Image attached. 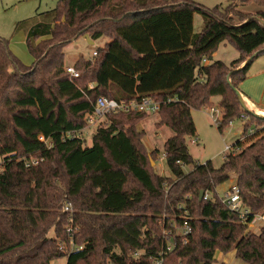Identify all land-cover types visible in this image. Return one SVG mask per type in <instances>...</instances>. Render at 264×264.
<instances>
[{"label": "trees", "instance_id": "trees-1", "mask_svg": "<svg viewBox=\"0 0 264 264\" xmlns=\"http://www.w3.org/2000/svg\"><path fill=\"white\" fill-rule=\"evenodd\" d=\"M228 1L209 8L196 0H58L57 8L18 25L34 58L30 66L0 36V264L63 257L67 264H154L163 223L182 216L192 231L165 264H214L218 251L232 250L246 264H264V226L249 228L264 215V118L236 93L264 53V0ZM238 4L259 8L232 12ZM196 13L205 22L200 33ZM85 34L109 41L94 58L74 62L80 77L71 80L65 48ZM224 41L240 53L229 64L213 60ZM101 96L161 103L155 127L173 132L162 152L170 175L152 165L159 151L148 149L139 128L145 112L108 114L87 144L83 131ZM216 98L221 130L237 119L244 135L256 129L220 167L199 163L188 146L197 134L193 110ZM32 160L38 163L28 175L43 179L44 226L20 166ZM232 180L250 211L244 218L218 200V188ZM202 191L211 198H201ZM68 204L72 211H65Z\"/></svg>", "mask_w": 264, "mask_h": 264}, {"label": "rangeland", "instance_id": "rangeland-1", "mask_svg": "<svg viewBox=\"0 0 264 264\" xmlns=\"http://www.w3.org/2000/svg\"><path fill=\"white\" fill-rule=\"evenodd\" d=\"M203 6L214 8L217 5L226 7L230 2L228 0H196ZM58 0H0V36L9 40L10 48L12 52L22 61L23 64L30 66L34 58L29 51L25 30H20L18 25L23 21H34L37 20V15L39 13H44L46 11L53 10L57 8ZM236 13L237 10L242 12L254 13L258 10V6L253 4H238L233 7ZM235 19L237 16L234 14ZM205 26V22L202 16L198 13L195 14L194 19V30L196 33H200ZM108 38L102 37L94 41V44H90L84 36L79 37L73 43L65 48L66 54V64L67 66L73 65L80 57L85 59L94 58V52L96 50L105 47ZM227 49L225 50V48ZM221 45L218 56L220 59L226 60L231 57V53H236V49L228 43V45ZM230 52V54L228 53ZM223 57V58H222ZM70 64V65H69ZM264 70V53L259 55L252 63L249 68L248 73H257L256 71ZM264 78L262 83H260L263 92L261 96L260 104L264 106ZM260 91V90H259ZM219 98L214 100L213 106H218ZM209 108V107H208ZM208 108L194 109L193 119L197 128L196 136L188 141V146L190 148L191 154L199 163H206L211 161L215 167H220L224 162V156L226 154L225 148L227 145L232 146L242 140L246 141L247 135H244V124L240 119L233 120L232 123L227 124L223 127V130L214 122V119L209 114ZM264 109V108H263ZM159 120V113L148 115L140 124L139 128L145 131L144 141L150 151H159L157 164L155 165L152 160V165L156 166V171L160 175L168 176L170 175L169 169L164 163V157L162 155L164 143L168 140L173 132L168 127L157 128L155 127L156 122ZM107 123V117L101 118L98 122H94L91 127H87L83 131L84 137L87 139L89 144L92 140L93 133L97 129L98 125H105ZM245 136V137H244ZM194 140L196 142H194ZM233 151H229V154ZM2 162V157L0 156V163ZM22 162V161H21ZM21 166L22 173L29 184L30 195L32 198L35 210L38 212V216L43 218V214H46L45 203H44V185L42 176L36 174L31 178L28 175L29 168H24ZM185 171H190L191 166L184 168ZM234 181H229L218 188V193L222 196L225 191H227ZM43 221V220H42ZM41 221V222H42ZM264 226V221L260 220L257 226L250 228L254 232H258L261 227ZM51 237L54 233L51 232ZM67 257L60 258L53 261L51 264H67ZM246 264L240 259L235 257V251L232 250L227 254H222L218 252L216 255V262L214 264Z\"/></svg>", "mask_w": 264, "mask_h": 264}, {"label": "built area", "instance_id": "built-area-1", "mask_svg": "<svg viewBox=\"0 0 264 264\" xmlns=\"http://www.w3.org/2000/svg\"><path fill=\"white\" fill-rule=\"evenodd\" d=\"M97 52H94V56H96ZM66 72L69 74L70 79L74 80L80 77V72L73 66H67ZM161 103L157 102L151 98H143L140 100L132 99V100H116L106 96H101L97 99L95 104L94 115L90 118V125L94 122H98L101 118L107 116L113 112L119 111H137V112H145L149 115L158 113L160 110ZM209 114L214 119V122L218 125L222 120L223 113L220 108L216 106H211L208 108ZM256 132L255 128H250L247 136H252ZM245 137V136H244ZM41 140L46 142L44 137H41ZM196 142V141H194ZM237 151L238 149L232 148V146L227 145L225 148V156L224 159L229 155V151ZM232 151V152H233ZM231 152V153H232ZM37 160H32L31 162H21L22 167L30 168L32 165H37ZM210 193H204V198H211ZM218 200L221 204H223L230 212L239 214L242 218L249 215L250 211L243 204L241 198V190L239 187L233 185L224 194L221 196L217 193ZM65 211H72V207L70 204L66 205ZM264 220V215H256L249 223V228H253L257 226L258 221ZM166 221L163 223V236H162V244L163 247L154 261V264H165V257L171 253L178 245L179 240L184 243L187 242L188 236L191 233L192 229L190 226V219L186 216L180 217V221L175 220L173 222H168L169 227L166 226ZM73 228L68 227V232L72 233Z\"/></svg>", "mask_w": 264, "mask_h": 264}, {"label": "crops", "instance_id": "crops-1", "mask_svg": "<svg viewBox=\"0 0 264 264\" xmlns=\"http://www.w3.org/2000/svg\"><path fill=\"white\" fill-rule=\"evenodd\" d=\"M221 45H224L226 47V45H228V42L224 41L223 43H221L219 45V48L217 49V51L215 52V54L213 56V60H220V61H223V62L229 64L233 60L237 59L240 56V53L238 51H236V53H234V52L231 53V57L227 58L226 60L220 59L218 56V53L220 51ZM226 49H227V47L225 48V50ZM228 53L230 54L229 51H228ZM243 65H244V63L240 67H242ZM256 72L257 73H252V75H250L248 73L247 78L239 85V87L237 89L240 91V93L243 97L246 108L248 110L256 113L257 115L264 117V109H263L264 106L262 107V104H260L261 96H262V92H263V89H262L260 83H262V79L264 78V70L260 69V71H256ZM91 126L92 125H90L89 127H91ZM48 220H49L48 215L43 214V218H41V220H39V222H40L41 226H44L48 223ZM262 221H264V220H262ZM217 253H216V255H217ZM219 253H220V257H221L223 253L222 252H219Z\"/></svg>", "mask_w": 264, "mask_h": 264}, {"label": "water", "instance_id": "water-1", "mask_svg": "<svg viewBox=\"0 0 264 264\" xmlns=\"http://www.w3.org/2000/svg\"><path fill=\"white\" fill-rule=\"evenodd\" d=\"M64 19H65V18H63V20H64ZM84 38H86L90 44H94V41L90 38V36H89L88 34H85V35H84ZM249 60H250V59H249ZM249 60H247V61L244 63L243 66H245V65L248 63ZM236 93H237V96H238V99H239L240 103L242 104V106H243L244 108H246L245 103H244V100H243V97H242V95H241V93H240V91H239L238 89H236ZM263 118H264V117H263ZM203 195H204V192L202 191V192L200 193V197L202 198Z\"/></svg>", "mask_w": 264, "mask_h": 264}]
</instances>
